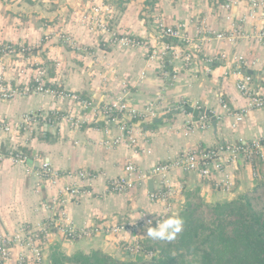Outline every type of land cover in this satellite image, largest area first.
<instances>
[{
  "label": "crops",
  "instance_id": "crops-1",
  "mask_svg": "<svg viewBox=\"0 0 264 264\" xmlns=\"http://www.w3.org/2000/svg\"><path fill=\"white\" fill-rule=\"evenodd\" d=\"M98 1L109 7L110 24L118 35H131L138 45L109 44L102 36L89 38L77 15L91 8L94 0H0V41L36 45L38 65L48 70L51 85L92 103L84 109L68 99L32 92L0 99V151L20 150L28 158L25 162L8 156L0 159V239L46 226L37 240L38 264H51L56 251L66 256L101 252L118 261L132 259L127 247L135 241L152 244L155 239L146 231L157 226L154 221L165 212L164 206L170 210L165 220L173 212L180 214L189 192H198L209 204L229 201L253 189L264 176V162L254 158L252 163L238 160L227 167L231 177L227 191L180 169L168 173L175 193L164 204L150 197L158 188L151 178L125 191L111 190V181L123 174L130 161L150 171L156 163L172 160L197 145L211 148L239 138L264 139V108L252 109L238 120L246 100L235 87L238 79L251 75L253 88L264 93V37L258 36L264 32V17L252 19L242 5L228 12L222 8L224 0ZM158 15L168 24L185 26L187 43L170 40L179 48L178 57L168 54L150 59L164 41L157 39L153 24ZM244 16L245 23H241ZM233 22L241 29L231 41ZM49 28L73 37L74 46L59 36L44 40ZM213 32L223 35L218 38ZM185 54H189L187 62ZM33 78V68L23 55L0 56L4 83L22 87ZM117 98L137 108L153 103L157 114L137 123L120 115H104ZM194 111H207V115L196 117ZM28 113L37 117L31 125L20 126L21 117ZM62 115H71L73 120ZM129 127L133 132H128ZM41 162H47L61 178L43 179ZM78 171H87L93 179L68 176ZM66 185H76L80 194L61 196L59 191ZM60 220L77 229L109 222H129L139 229L116 235L101 230L73 239L60 231ZM10 247L14 256L21 250L14 243Z\"/></svg>",
  "mask_w": 264,
  "mask_h": 264
},
{
  "label": "built area",
  "instance_id": "built-area-1",
  "mask_svg": "<svg viewBox=\"0 0 264 264\" xmlns=\"http://www.w3.org/2000/svg\"><path fill=\"white\" fill-rule=\"evenodd\" d=\"M246 6L249 9L248 15L252 19L256 17H264V0H224L222 8L228 12H231L234 7L241 8ZM108 6L105 5L103 1L94 0L93 5L87 11L83 12L80 15H77L78 19L86 25L87 33L89 38L96 39V37L106 38V42L109 44H120L122 46H131L134 47L138 45L136 39L131 35H118V31L110 24L111 16L108 14ZM106 14V15H105ZM247 16L242 17L240 20L241 23H245ZM227 19L231 20L230 16H227ZM154 28L156 31V36L158 40H164L161 42L159 51H152L150 56L151 60L156 59L157 57L165 58L168 54H172L175 57L179 56V48L174 47L172 44L173 39H180L182 42H188L189 39L184 36L183 24H168L163 17L156 16L153 20ZM234 29L230 37L231 41H234L240 32L241 27L236 25L233 22ZM214 33V32H213ZM215 34V33H214ZM216 37L221 38L222 33L215 34ZM234 35H236L234 37ZM262 35L264 37V32L259 33L258 36ZM66 44L71 47L74 46L75 39L61 34L54 30L48 29L45 33L43 39L49 40L53 37H58ZM171 40V41H170ZM37 46H23V45H14L10 43H3L0 41V56L10 57L17 54H21L25 57V61L29 68H33L34 78L31 83L26 82L22 87H19L20 83H4L0 80V99L8 100L16 97L17 95H26L30 92L32 93H42L55 96L60 99H68L76 103V106L80 108L92 107L90 101L81 99L76 93L57 89L51 85L50 77L48 70L44 64L38 65V57L36 56ZM50 57V53L49 56ZM185 62L189 60V54H185ZM32 70V69H31ZM253 78L251 75H245L244 77L238 79L235 83L237 91L245 98L246 107L242 108V113L239 115L238 120H241L243 116L252 109L264 108V93L256 91L253 86ZM181 106H184L181 104ZM178 109V107H177ZM157 114L156 105L149 103L148 105L137 108L128 104L125 100L117 98L111 102V104L105 109L104 115L116 116L120 115L122 117L128 118L129 120H136L137 122H142L145 119ZM44 116V117H43ZM36 114L28 113L21 117L19 123L20 126L23 124L31 125V122H34ZM44 119L46 116H40ZM65 119L73 120V116L67 117L62 115ZM204 117H200L199 120L203 122ZM9 128L5 126L7 131ZM125 129V127H124ZM129 133L133 132V129L128 130ZM131 142H135L134 139H130ZM117 141H114L116 144ZM4 156H8L15 162H25L28 158L20 150H11L8 153L0 151V159ZM256 158L259 161L264 162V139L263 140H253L247 141L245 139L239 138L234 143L219 145L217 147H201L194 146L186 152H182L177 155L174 159L169 161H164L163 163H156L150 171H144L143 168L136 165L133 162H128L125 166L123 174L111 181V190L112 191H125L129 188L135 186H141V184L146 179H153L157 181L158 188L157 191L150 194L152 199L157 200L158 202L164 204L169 199H171L175 193L172 184L168 180V173L172 169H180L184 173H192L199 177L200 179L211 181L215 183L217 187H221L222 191L229 190L231 177L226 173V169L229 166H234L238 160H246L252 163L253 159ZM41 173L39 175L50 182L56 181L58 178H61L60 175L47 163H40ZM221 175H223L221 177ZM257 177L260 174L255 173ZM69 177H76L82 180L93 179V176L90 175L87 171H78L76 173H69ZM264 178V176H263ZM261 178V179H263ZM260 179V180H261ZM59 193L63 197H77L80 194L79 188L76 185H66L64 188L60 189ZM169 207V206H168ZM164 206V213L158 216L154 223L157 225V222H162L165 218L164 214L169 213V208ZM59 229L64 236L68 238L76 237H88L94 234H97L99 231H103L106 234H120L124 230H134L138 231L139 227L133 223H122L117 224L116 222H109L107 225L99 226L91 225L83 227V229H77L68 223L60 220L58 222ZM45 228V229H44ZM46 230L45 227L40 229L31 230L27 235H15L12 238L0 239V264H30V263H40L41 255L40 250L37 246L39 233ZM16 244L17 247H20V252L14 256L10 244ZM127 250L132 255V260L134 261H156L159 258V255L156 251L149 250L141 241H135L131 246L127 247ZM29 251L32 254L27 255L25 252Z\"/></svg>",
  "mask_w": 264,
  "mask_h": 264
},
{
  "label": "trees",
  "instance_id": "trees-1",
  "mask_svg": "<svg viewBox=\"0 0 264 264\" xmlns=\"http://www.w3.org/2000/svg\"><path fill=\"white\" fill-rule=\"evenodd\" d=\"M179 215L184 225L174 240L155 239L145 246L158 253L156 261L56 251L51 264H264V179L237 198L214 204L189 192Z\"/></svg>",
  "mask_w": 264,
  "mask_h": 264
},
{
  "label": "clouds",
  "instance_id": "clouds-1",
  "mask_svg": "<svg viewBox=\"0 0 264 264\" xmlns=\"http://www.w3.org/2000/svg\"><path fill=\"white\" fill-rule=\"evenodd\" d=\"M183 225V218L178 212H173L167 219L158 221L156 227H148L146 235L152 239L172 241L183 230Z\"/></svg>",
  "mask_w": 264,
  "mask_h": 264
},
{
  "label": "rangeland",
  "instance_id": "rangeland-1",
  "mask_svg": "<svg viewBox=\"0 0 264 264\" xmlns=\"http://www.w3.org/2000/svg\"><path fill=\"white\" fill-rule=\"evenodd\" d=\"M115 1H117V0H115ZM119 2H121L120 0H118ZM117 1V2H118ZM122 1H124V0H122ZM120 4V3H119ZM131 4H133V3H131ZM132 6V5H131ZM130 7V6H129ZM119 8H121L120 6H119ZM127 10H128V6H127V8H126ZM67 11V10H66ZM106 15V14H105ZM70 19H71V17H70ZM49 27H50V25H49ZM52 27V26H51ZM54 30H56L57 32H58V30L57 29H54ZM63 34H65V35H67V36H69L68 34H66V33H63ZM69 37H71V36H69ZM71 39H73V37H71ZM264 179V178H263ZM263 179H261L260 181H262ZM259 181V182H260Z\"/></svg>",
  "mask_w": 264,
  "mask_h": 264
},
{
  "label": "water",
  "instance_id": "water-1",
  "mask_svg": "<svg viewBox=\"0 0 264 264\" xmlns=\"http://www.w3.org/2000/svg\"><path fill=\"white\" fill-rule=\"evenodd\" d=\"M249 72V71H248ZM172 113H174V112H172ZM199 114H205V115H207V111H205V113H198V111H194V115L196 116V117H198V115ZM159 120H156L155 122H158Z\"/></svg>",
  "mask_w": 264,
  "mask_h": 264
}]
</instances>
